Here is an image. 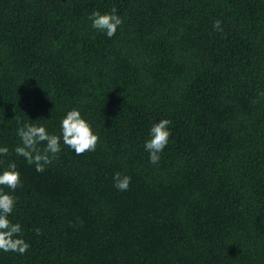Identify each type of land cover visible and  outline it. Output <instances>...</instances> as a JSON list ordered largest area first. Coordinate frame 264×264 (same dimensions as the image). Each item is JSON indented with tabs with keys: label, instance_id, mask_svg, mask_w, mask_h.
Wrapping results in <instances>:
<instances>
[{
	"label": "trees",
	"instance_id": "trees-1",
	"mask_svg": "<svg viewBox=\"0 0 264 264\" xmlns=\"http://www.w3.org/2000/svg\"><path fill=\"white\" fill-rule=\"evenodd\" d=\"M113 8L108 38L89 16ZM262 92L264 0H0V173L16 163L22 187L3 191L30 244L0 264H264ZM72 109L95 151L63 144ZM24 123L61 136L43 173L15 153Z\"/></svg>",
	"mask_w": 264,
	"mask_h": 264
},
{
	"label": "clouds",
	"instance_id": "clouds-1",
	"mask_svg": "<svg viewBox=\"0 0 264 264\" xmlns=\"http://www.w3.org/2000/svg\"><path fill=\"white\" fill-rule=\"evenodd\" d=\"M89 19L92 21V27L98 32L105 33L108 38L115 36L118 28L124 23L123 19L116 14L115 8L107 14L94 11ZM213 27L216 31L223 32L222 21L215 20ZM260 95L264 96V92ZM16 119L20 123L19 117ZM170 123L168 119L155 123L150 129V138L144 144L145 151L149 153V162L154 165L159 164L160 154L169 143ZM17 135L22 143L15 148V153L23 157L29 165H34L37 172L43 173L47 165L58 159V154L61 152V136L49 134L44 126L24 123L18 128ZM61 135L63 144L73 150L76 155L95 151L100 140L91 124L77 109L68 111L62 119ZM8 154L7 147H0V155ZM113 180L114 187L122 192L127 191L131 184V177L121 173H116ZM19 187H22L20 172L17 170L16 163L12 162L7 170L0 173V251L23 255L27 253L30 244L20 238L21 225L9 219L16 206V199L10 193L3 191L4 188H8L15 192ZM36 233L41 234V230L36 229Z\"/></svg>",
	"mask_w": 264,
	"mask_h": 264
}]
</instances>
